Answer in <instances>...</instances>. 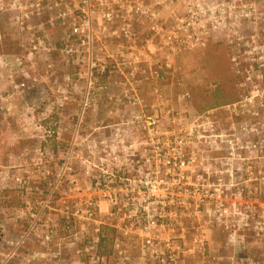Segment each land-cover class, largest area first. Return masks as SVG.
<instances>
[{
  "label": "built area",
  "instance_id": "built-area-1",
  "mask_svg": "<svg viewBox=\"0 0 264 264\" xmlns=\"http://www.w3.org/2000/svg\"><path fill=\"white\" fill-rule=\"evenodd\" d=\"M3 8L17 23L67 26L65 38L84 47L65 50L88 55L90 85L115 70L132 78L146 72L158 80L164 68L176 70L172 62L183 49L205 45L211 37L231 41L244 91L236 101L196 116L166 104L188 101L189 93L170 100L156 94L147 103L133 86L136 81L125 75L117 100L136 108L111 131L75 134L73 146L81 148L74 157L72 216L79 223L73 236L89 237L83 250L96 263L104 261L99 246L106 227L118 237L136 239L140 259L153 264H175L203 249L204 232L224 226L226 215L236 220L237 231L240 192L225 195L222 185L264 184V0H0ZM102 40L117 45H105L103 54L127 57V63L95 59V42ZM159 56L164 65L154 61ZM244 61L248 64L241 69ZM163 121L168 124L162 126ZM162 185L174 186L163 194ZM250 210L264 218L262 209L252 205ZM65 228L72 232L70 224ZM55 233L47 229L43 241Z\"/></svg>",
  "mask_w": 264,
  "mask_h": 264
},
{
  "label": "rangeland",
  "instance_id": "rangeland-1",
  "mask_svg": "<svg viewBox=\"0 0 264 264\" xmlns=\"http://www.w3.org/2000/svg\"><path fill=\"white\" fill-rule=\"evenodd\" d=\"M67 30L62 25L17 23L6 8L0 9V264H153L140 259L136 239L118 237L112 228L103 232L101 263L90 261L83 250L89 237L73 236L79 223L72 216L75 191L71 181L74 157L81 148L73 146L75 134L86 137L90 131H111L136 106L117 100L123 96L121 83L129 76L127 71L104 73L90 85L89 57L66 52L67 45L84 47L77 39L67 40ZM260 42L264 44V32ZM110 43L95 42L99 51L95 59L127 63V57L103 54L107 44L112 49L117 46ZM233 54L231 41L211 37L205 45L183 49L172 62L176 70L164 68L161 79L147 78L146 72L129 77L147 103L156 94L170 100L189 93L188 101L166 104L196 116L234 102L243 93L244 76L237 72ZM141 59L144 65L149 63L147 56ZM158 59L164 65V58L154 61ZM247 64L241 62V69ZM167 124L163 121L162 126ZM162 186L165 192H160L169 194L174 185ZM222 186L225 195L240 192L236 197L239 228L235 231L236 220L226 215L228 228L224 224L206 230L205 247L175 264H264V218L250 210L253 205L264 214V184ZM180 209L187 211L184 204ZM68 224L71 233L65 228ZM51 227L56 233L44 242L43 235ZM103 239L107 240L103 243ZM104 251L110 252L108 261ZM54 252L60 255L52 256ZM34 253L39 256L33 261L25 259Z\"/></svg>",
  "mask_w": 264,
  "mask_h": 264
},
{
  "label": "trees",
  "instance_id": "trees-1",
  "mask_svg": "<svg viewBox=\"0 0 264 264\" xmlns=\"http://www.w3.org/2000/svg\"><path fill=\"white\" fill-rule=\"evenodd\" d=\"M221 103H223L222 100H221ZM105 240H107V239H103V243H104ZM103 254H106V256H107V261H108V260H109V255H108V254H110V252H105V251H104Z\"/></svg>",
  "mask_w": 264,
  "mask_h": 264
}]
</instances>
